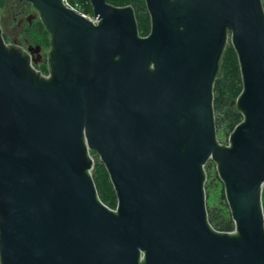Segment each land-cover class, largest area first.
Returning <instances> with one entry per match:
<instances>
[{
  "label": "water",
  "instance_id": "water-1",
  "mask_svg": "<svg viewBox=\"0 0 264 264\" xmlns=\"http://www.w3.org/2000/svg\"><path fill=\"white\" fill-rule=\"evenodd\" d=\"M23 1L49 35L48 67L0 27V264H264L261 0H143L146 36L130 6L88 0L94 25L61 0ZM227 44L242 119L222 144L212 86ZM207 161L230 232L207 220Z\"/></svg>",
  "mask_w": 264,
  "mask_h": 264
},
{
  "label": "trees",
  "instance_id": "trees-1",
  "mask_svg": "<svg viewBox=\"0 0 264 264\" xmlns=\"http://www.w3.org/2000/svg\"><path fill=\"white\" fill-rule=\"evenodd\" d=\"M107 4L114 7H124L130 6L134 9V17L137 22V32L140 36H146L148 32V28L150 22L148 21L147 9L144 6L143 0H105ZM4 2L6 0H0V9L3 7ZM263 4V12H264V0H261ZM86 10L91 12L90 6L87 4ZM27 39L31 41L34 45H39V47L47 48L50 39H48V33L46 32L44 26L40 23L38 19L31 23L30 27L26 29ZM35 46V47H36ZM237 59L233 52V47L229 44L226 45L225 50H223L220 62L218 64L217 70V78H215L213 82V92H212V102H213V115H214V125L215 129L221 126L222 129L225 130V135H228L233 131V127L236 126L240 120L242 119V115L235 108V99L239 95L240 91H242L241 83H240V73L238 72ZM37 70L39 69L41 73H46L47 67L43 64L37 63L34 66ZM103 164L95 159V164L92 166L91 175L92 180L94 182L95 188L97 189V194L101 202L105 203L106 206L112 208L115 202L114 189L112 188L109 182V176L105 172ZM212 163L207 161L204 165L205 168L212 167ZM214 171V168H213ZM216 171L214 174H211L208 177L207 181L205 178L204 181V193L205 197L207 195L208 187L212 189L215 187V183H220ZM223 184H221V188L219 190L220 199L219 202L223 205L221 207L214 206H206L207 220L210 225L218 231H229L234 228L232 224V220L230 218V212H228L226 206V198L223 195ZM264 188L262 189V193ZM261 193V197H262ZM116 204V203H115ZM262 210L264 211V200L262 197L261 200ZM225 206V207H224ZM225 209V210H224Z\"/></svg>",
  "mask_w": 264,
  "mask_h": 264
},
{
  "label": "rangeland",
  "instance_id": "rangeland-1",
  "mask_svg": "<svg viewBox=\"0 0 264 264\" xmlns=\"http://www.w3.org/2000/svg\"><path fill=\"white\" fill-rule=\"evenodd\" d=\"M37 13L38 12L34 11V9L24 6L23 0L21 1L6 0V2H4L3 7L0 9V27H1V35L3 37V40H5V42L7 43V45L18 47L21 50H25V51H27L28 47L34 48L36 46L32 44L30 40L27 39V35H26L27 32L26 29H28L27 26H25L23 22L19 26H17V21L19 19L25 20L27 16L35 15ZM40 48H41L40 53L43 56H47L46 48L45 47H40ZM225 133H226L225 130L222 129L221 126L217 128L216 139L219 143L226 144L227 135H225ZM205 171H206L205 178L207 181L208 177H210L211 174H214L213 166L205 168ZM220 188H221V184H219L218 182L215 183V187L213 189L211 187H208L207 195L205 197L206 199L205 204L207 207L218 206L223 208V205L221 204V202H219L220 199L218 198ZM262 197L264 200V191L262 193ZM112 202H115V200L113 199Z\"/></svg>",
  "mask_w": 264,
  "mask_h": 264
},
{
  "label": "built area",
  "instance_id": "built-area-1",
  "mask_svg": "<svg viewBox=\"0 0 264 264\" xmlns=\"http://www.w3.org/2000/svg\"><path fill=\"white\" fill-rule=\"evenodd\" d=\"M62 6H64L66 9L71 10L73 12H75L76 14H79L80 17H82L83 19H85L86 21H88L89 23H93L94 25L97 24L98 19L97 17L93 16V12L91 10V12H88L86 10V6L87 4L89 5L88 0H61L60 1ZM35 66V65H34ZM33 66V67H34ZM45 74V73H42ZM89 156L91 158V161L93 162V165L95 164V160L97 158V156H95L93 153H89ZM98 159V158H97ZM92 165V166H93ZM92 166L90 168V173L92 170ZM214 168V165H213ZM205 171V170H204ZM215 171V170H214ZM206 172V171H205ZM206 177V175H205ZM234 229V228H233ZM233 229L229 230L228 232L232 231Z\"/></svg>",
  "mask_w": 264,
  "mask_h": 264
},
{
  "label": "flooded vegetation",
  "instance_id": "flooded-vegetation-1",
  "mask_svg": "<svg viewBox=\"0 0 264 264\" xmlns=\"http://www.w3.org/2000/svg\"><path fill=\"white\" fill-rule=\"evenodd\" d=\"M23 4H24V6H26V7H30V8H32L29 4H25V2L23 1ZM33 9V8H32ZM35 11V10H34ZM38 14V13H37ZM37 14H35V15H30V16H27L26 18H25V20L24 19H19L18 21H17V26H19L22 22L25 24V26H27V28H29L30 27V25H31V23L32 22H34L36 19H38V17H37ZM39 20V19H38ZM48 39H49V35H48ZM15 48H18V47H15ZM20 49V48H19ZM48 49H49V45H48V47L46 48V51H48ZM25 51V50H24ZM45 51V52H46ZM26 53H28L30 56H32L31 58L34 60V61H36V65H37V63H39V64H43L45 67H48L47 66V62H46V58H47V56H48V53H47V56H43L40 52H41V48L39 47V45H37L36 47H34V48H31V47H28L27 48V51H25Z\"/></svg>",
  "mask_w": 264,
  "mask_h": 264
}]
</instances>
